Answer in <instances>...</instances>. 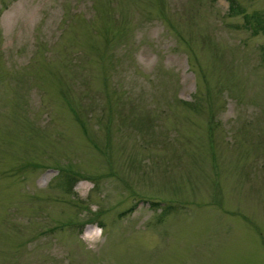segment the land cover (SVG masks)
<instances>
[{
	"label": "rangeland",
	"instance_id": "374dc122",
	"mask_svg": "<svg viewBox=\"0 0 264 264\" xmlns=\"http://www.w3.org/2000/svg\"><path fill=\"white\" fill-rule=\"evenodd\" d=\"M228 7L0 0V264H264V34Z\"/></svg>",
	"mask_w": 264,
	"mask_h": 264
},
{
	"label": "trees",
	"instance_id": "16d2710c",
	"mask_svg": "<svg viewBox=\"0 0 264 264\" xmlns=\"http://www.w3.org/2000/svg\"><path fill=\"white\" fill-rule=\"evenodd\" d=\"M228 3V14L230 16L242 15L245 29H247L251 34L254 35H257L259 33L264 34V11L246 13L242 6L237 2V0H228ZM262 51L264 54V46L262 47Z\"/></svg>",
	"mask_w": 264,
	"mask_h": 264
},
{
	"label": "clouds",
	"instance_id": "9594fccd",
	"mask_svg": "<svg viewBox=\"0 0 264 264\" xmlns=\"http://www.w3.org/2000/svg\"><path fill=\"white\" fill-rule=\"evenodd\" d=\"M99 231L101 234H102V229L99 228V226H93L92 229H91V232H97ZM83 239H85V242H88L89 238H90V231L89 230H85L83 236H82Z\"/></svg>",
	"mask_w": 264,
	"mask_h": 264
}]
</instances>
